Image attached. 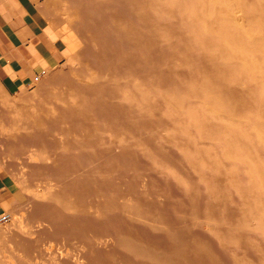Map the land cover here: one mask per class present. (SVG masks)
<instances>
[{"label":"rangeland","instance_id":"obj_1","mask_svg":"<svg viewBox=\"0 0 264 264\" xmlns=\"http://www.w3.org/2000/svg\"><path fill=\"white\" fill-rule=\"evenodd\" d=\"M47 7L63 61L0 86V264H264V0Z\"/></svg>","mask_w":264,"mask_h":264},{"label":"crops","instance_id":"obj_2","mask_svg":"<svg viewBox=\"0 0 264 264\" xmlns=\"http://www.w3.org/2000/svg\"><path fill=\"white\" fill-rule=\"evenodd\" d=\"M49 0H0V86L31 87L63 61L59 36L47 22ZM17 182L0 167V216L11 206Z\"/></svg>","mask_w":264,"mask_h":264},{"label":"bare ground","instance_id":"obj_3","mask_svg":"<svg viewBox=\"0 0 264 264\" xmlns=\"http://www.w3.org/2000/svg\"><path fill=\"white\" fill-rule=\"evenodd\" d=\"M241 17H242V16H241ZM248 19H249V18H248ZM76 62H77V61H76ZM75 66H76V65H75ZM82 76H83V75H82ZM61 93H62V92H61ZM233 95H234V94H233ZM213 96H214V95H213ZM232 107H233V106H232ZM238 110H239V109H238ZM260 110H261V109H260ZM60 135H61V134H60ZM61 140H62V139H61ZM62 143H63V142H62ZM49 198H50V197H49ZM92 212H93V211H92ZM96 215H97V214H96ZM129 219H130V218H129ZM139 221H140V220H139ZM144 221H145V220H144ZM149 222H150V221H149ZM21 225H22V224H20V225L18 226V227H19L18 230L23 231L24 229H23V227H21ZM23 226H24V225H23ZM29 226H30V225H29ZM151 227H152V226H151ZM30 228H31V227H30ZM30 228H29V229H30ZM29 229H28V230H29ZM31 229H32V228H31ZM24 231H25V230H24ZM24 231H23V234L25 233V234H27V236H28V233H26V232H24ZM0 233H1V232H0ZM30 233H31V232H30ZM25 234H24V236H25ZM32 234H34V232H32ZM32 234H31V235H32ZM53 249H54V248H53ZM57 253H58V252H57ZM0 261H1V260H0Z\"/></svg>","mask_w":264,"mask_h":264},{"label":"built area","instance_id":"obj_4","mask_svg":"<svg viewBox=\"0 0 264 264\" xmlns=\"http://www.w3.org/2000/svg\"><path fill=\"white\" fill-rule=\"evenodd\" d=\"M8 219V217L5 215L0 219V222H6Z\"/></svg>","mask_w":264,"mask_h":264}]
</instances>
